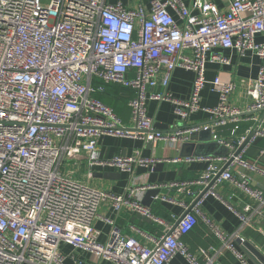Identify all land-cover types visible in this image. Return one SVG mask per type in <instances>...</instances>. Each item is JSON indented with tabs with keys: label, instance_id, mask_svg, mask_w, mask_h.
Returning a JSON list of instances; mask_svg holds the SVG:
<instances>
[{
	"label": "built area",
	"instance_id": "built-area-1",
	"mask_svg": "<svg viewBox=\"0 0 264 264\" xmlns=\"http://www.w3.org/2000/svg\"><path fill=\"white\" fill-rule=\"evenodd\" d=\"M258 32L264 33V0H230L225 11L210 0L189 4L148 0L137 6L105 0H0V264H64L63 245L111 264H168L176 254L190 264H221L225 251L241 264H252L235 242L245 239L243 226L264 218V190L253 186L248 175H235L233 169L239 166L264 176L259 162L264 148L255 159L244 158L245 149L264 138V43L255 41ZM218 47L239 54L250 51L261 60L256 77L245 81L252 96L245 107L229 102L234 82L205 78L206 54ZM211 58L227 62L217 53ZM175 68L194 72L186 100L173 97L167 89ZM94 79L101 83L93 84ZM109 83L134 90L128 101L131 125L93 96ZM206 85L218 93L214 107L199 104ZM150 100L172 103L174 113L186 122L179 130L163 133L147 114ZM199 109L210 114L212 125L234 124L230 134L236 139L233 143L214 134V141L228 153L207 157L205 171L196 178L166 185L189 197L188 205L179 203L184 212L148 243L124 234L105 219L111 228L107 239L98 241L91 221L106 198L117 210L124 204L163 223L132 198L155 186H132L127 196L93 189L63 175L64 154L88 153L90 164L120 171L129 172L134 165L152 166L159 160L137 153L101 159L97 140L115 136L174 142L183 133L210 128L187 123ZM240 123L246 126L238 133ZM223 181L249 199L238 208L229 205L240 221L234 232L222 229L201 209L208 196H217L215 188ZM161 199L173 201L168 196ZM198 219L219 245L199 247L192 253L182 238Z\"/></svg>",
	"mask_w": 264,
	"mask_h": 264
},
{
	"label": "crops",
	"instance_id": "crops-1",
	"mask_svg": "<svg viewBox=\"0 0 264 264\" xmlns=\"http://www.w3.org/2000/svg\"><path fill=\"white\" fill-rule=\"evenodd\" d=\"M109 3L121 1L123 4L137 6L138 3H147L148 0H105ZM221 11L228 8L230 0H210ZM189 4L191 0H184ZM172 16L179 21L178 15L171 11ZM255 41L264 43V33L255 34ZM212 53H217L224 57L227 62H220L211 58ZM205 78L210 81L219 77L223 81H232L236 87L229 97V102L233 107H245L252 102V96L248 93L246 80L254 79L261 65V60L250 51L239 54L237 50L231 48H214L206 54ZM134 72L129 73L133 75ZM194 80V72L184 68H175L170 76L168 91L175 98L188 99L191 93ZM97 79L93 84H100ZM103 91L93 93L97 99H101L106 105L111 107L120 117L125 125H131L130 109L128 101L134 96V90L118 83L103 84ZM159 89V88H158ZM157 90V89H156ZM218 103V93L206 85L200 94L201 107H214ZM147 114L153 118L157 129L163 133H172L179 130L186 121H181L174 113V106L168 101L150 100L147 102ZM188 124L210 125L207 130L183 133L182 138L176 141H158L152 143L138 138L103 136L97 140V156L101 159H108L114 156H131L138 154L143 158H153L156 161L152 166L134 165L131 171H120L109 166L90 164L88 153H68L64 154L61 160V170L64 176L85 184L93 189L108 191L113 194L127 196V192L132 186L151 185L155 186L158 193L150 195L148 198L144 192H137L132 197L146 206L150 212L159 217L163 223H158L151 218L142 216L130 206L122 205L119 210L112 206V200L106 198L99 203L96 216L91 221V226L98 231L97 240L104 242L109 234L111 225L105 219H111L124 234L135 236L141 241L148 243L149 238H158L165 229V224L173 221V217L179 216L185 210L184 205L190 202L184 192H178L176 188L167 187L170 182L185 181L194 179L205 171L208 160L207 157L225 155L228 150L222 144L213 139V135L221 136L228 141L235 143V137L231 136V129L234 124L225 126L212 125L213 121L209 113L199 109L189 115ZM238 133L242 132L246 124H238ZM195 134V139L190 141L191 134ZM188 143L181 156L182 145ZM258 145L264 148V138L258 139ZM249 146L245 149L244 158L253 160L257 157L260 148ZM199 157H203L201 159ZM190 159V160H187ZM264 166V156L259 159ZM157 164H161L157 167ZM110 173L112 175H107ZM235 175L244 173L250 177L253 186L264 190V176L234 167ZM216 195L208 196L201 207L202 212L213 218V220L225 231L234 232L240 227V221L236 213L229 208V205L236 208L241 207L249 199L233 184L223 181L215 188ZM162 196L173 199L162 200ZM229 204H227V202ZM241 234L249 240L256 248L264 253V218H256L253 224L245 225L241 229ZM189 251L196 253L199 247L208 245L218 246L217 238L210 232L208 226L198 219L194 228L182 238ZM235 247L250 261L252 260L242 250L240 244L235 242ZM66 258L64 264H111L106 260L95 261L89 252L80 249H72L63 245ZM200 258V262H201ZM221 264H241L230 251H225L220 257ZM168 264H190L182 255L176 254Z\"/></svg>",
	"mask_w": 264,
	"mask_h": 264
},
{
	"label": "water",
	"instance_id": "water-1",
	"mask_svg": "<svg viewBox=\"0 0 264 264\" xmlns=\"http://www.w3.org/2000/svg\"><path fill=\"white\" fill-rule=\"evenodd\" d=\"M155 127H158L157 124L155 125ZM252 134V133H251ZM250 134V135H251ZM250 135L248 136V138L250 137ZM195 134H191L190 136V141L194 140L195 139ZM247 138V139H248ZM188 146V143H184L182 145V150H181V156L184 155L183 154V150L185 149V147ZM157 167H160L161 164H157L156 165ZM108 175H112L110 173H107L106 176ZM158 193V190L155 189V188H152V189H147L146 190V193H145V196L148 198V196L150 195H156ZM243 205V204H242ZM236 242L237 244H240L242 250L246 253V255L252 260V262H254L255 264H264V255L262 254V252L256 248L254 246V244H252L249 240L247 239H244L243 241L240 239V238H237L236 239Z\"/></svg>",
	"mask_w": 264,
	"mask_h": 264
},
{
	"label": "trees",
	"instance_id": "trees-1",
	"mask_svg": "<svg viewBox=\"0 0 264 264\" xmlns=\"http://www.w3.org/2000/svg\"><path fill=\"white\" fill-rule=\"evenodd\" d=\"M97 98V97H96ZM99 99V98H98ZM100 101H102L101 99H99ZM103 102V101H102ZM258 143V140L253 144V146H256V145H258L257 144ZM256 147H258V148H261L262 146H256Z\"/></svg>",
	"mask_w": 264,
	"mask_h": 264
}]
</instances>
